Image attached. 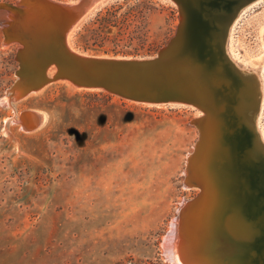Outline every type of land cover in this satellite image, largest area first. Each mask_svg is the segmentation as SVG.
Here are the masks:
<instances>
[{
  "label": "rangeland",
  "instance_id": "obj_1",
  "mask_svg": "<svg viewBox=\"0 0 264 264\" xmlns=\"http://www.w3.org/2000/svg\"><path fill=\"white\" fill-rule=\"evenodd\" d=\"M18 1L0 0V264H176L164 243L182 202L200 191L184 185L199 137L192 120L200 112L128 101L62 80L23 96V83L16 85L19 44L5 40L10 15L2 6ZM159 1L163 12L136 21L133 13L149 14L138 1L101 0L68 41L97 55H154L180 20L172 1ZM99 11L108 24L96 21ZM134 30L147 36L129 40ZM79 31L103 38L86 50L76 42ZM228 36L241 65L261 66L264 75V0L246 5ZM260 101L264 131V97ZM25 110L42 113L38 128L22 129ZM215 206L212 236L220 227L228 231L230 219ZM211 255L206 262L214 263Z\"/></svg>",
  "mask_w": 264,
  "mask_h": 264
},
{
  "label": "water",
  "instance_id": "obj_2",
  "mask_svg": "<svg viewBox=\"0 0 264 264\" xmlns=\"http://www.w3.org/2000/svg\"><path fill=\"white\" fill-rule=\"evenodd\" d=\"M100 1L2 4L10 15L4 26L5 40L19 44L16 85L23 83L22 95L62 80L128 101L194 107L200 112L192 120L199 137L188 156L184 185L200 191L194 199L182 202L165 247L181 230L186 209L209 199L212 204L207 213L213 212L216 201L221 216L229 214L242 226L241 241L238 237L233 241L225 228L213 237L209 231L206 252L216 254L210 260L264 264V143L254 120L259 90L252 83L254 76L242 72L225 46L236 16L254 0H170L180 13L175 34L157 53L143 57L97 55L71 46L69 34ZM41 120L39 111L25 110L19 121L22 129L31 131Z\"/></svg>",
  "mask_w": 264,
  "mask_h": 264
},
{
  "label": "bare ground",
  "instance_id": "obj_3",
  "mask_svg": "<svg viewBox=\"0 0 264 264\" xmlns=\"http://www.w3.org/2000/svg\"><path fill=\"white\" fill-rule=\"evenodd\" d=\"M240 13L241 11L238 13V16ZM228 35H229V30H228ZM225 46H226V52L228 53L229 57L233 60V62L236 65H238L242 69V72L244 74H249V75L254 76L253 78L254 81L252 83L256 84L258 87V90H259L258 99L260 103V104L258 103V106L254 110V120H255V125L257 129H260L259 136L260 138L263 139L261 140L264 143V131L262 130L261 125H260L261 117L259 114V112L262 111V108H263V101L261 102L260 100H262L264 97V75H263V72L259 71V69H261V66L260 67H251V66L244 67L243 65H241L240 61H238L239 60L238 57H235L232 53L231 39L229 38V36H227ZM198 177L200 176L199 175L195 176V178L199 179ZM210 204H212V200L210 201L209 199H206L203 201L202 199V201L195 202L191 204L188 209H186V211L183 214L182 224L180 226L181 230L177 234L173 235L170 241H168L167 249L164 243L166 256L168 257L169 260L175 262L176 264H204L205 263L204 261L205 260L207 261V259H209L208 257H210V255H208L207 252L211 254L212 251L207 250L206 252V247H205L206 245H204L206 243H204V241L209 239V233H210L209 231H211V228L213 226L210 221H211V216H214L211 214L215 212L214 209L216 208L215 206L216 201H214V204H213L214 206L213 213L211 211L208 213L206 212V208L209 207ZM209 209L210 208H208V211ZM217 211H220V210L217 209ZM226 226L228 228V232L230 236H232L236 240H237L236 237L242 238V226L239 222H237L236 220H232V218L230 217ZM211 236H212V231H211ZM211 241L212 243H214L213 240ZM209 246H211L214 249V245H209Z\"/></svg>",
  "mask_w": 264,
  "mask_h": 264
},
{
  "label": "trees",
  "instance_id": "obj_4",
  "mask_svg": "<svg viewBox=\"0 0 264 264\" xmlns=\"http://www.w3.org/2000/svg\"><path fill=\"white\" fill-rule=\"evenodd\" d=\"M136 1H138V5H141L143 7V9L146 10V12H149L148 15L139 14L138 12L133 13L132 19L136 20V21H138L140 19L147 21L151 15L158 13V12L161 13L165 10L163 4L159 0H136ZM96 17L97 18H95V19L97 22L100 21L101 23L108 24L107 16H102L101 11H99V13L96 15ZM128 19H131V16H125L124 17V20H128ZM164 20H163L165 23L164 26H169L170 20L168 18H165ZM94 32H96V33L89 34V33H83L82 31H79L76 35L77 44L79 46H82L86 50L90 49V46L93 42H97L103 38V37H101V33H98L97 31H94ZM113 32H114V30L110 31V27H109V31L107 33L110 34ZM142 36H147V33L142 32L140 30H134L131 33L129 40L134 39L136 37H142Z\"/></svg>",
  "mask_w": 264,
  "mask_h": 264
}]
</instances>
